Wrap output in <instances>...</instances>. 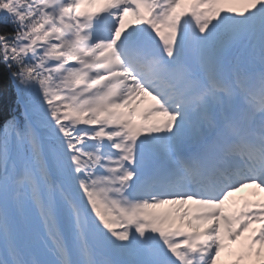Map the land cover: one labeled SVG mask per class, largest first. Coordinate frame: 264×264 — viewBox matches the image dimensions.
<instances>
[{
    "label": "snow or ice",
    "instance_id": "snow-or-ice-1",
    "mask_svg": "<svg viewBox=\"0 0 264 264\" xmlns=\"http://www.w3.org/2000/svg\"><path fill=\"white\" fill-rule=\"evenodd\" d=\"M0 264H264V0H0Z\"/></svg>",
    "mask_w": 264,
    "mask_h": 264
},
{
    "label": "trees",
    "instance_id": "trees-1",
    "mask_svg": "<svg viewBox=\"0 0 264 264\" xmlns=\"http://www.w3.org/2000/svg\"><path fill=\"white\" fill-rule=\"evenodd\" d=\"M4 90H5V102H7L8 100L11 99V96H12V93L9 90L8 83L7 82L5 83Z\"/></svg>",
    "mask_w": 264,
    "mask_h": 264
}]
</instances>
